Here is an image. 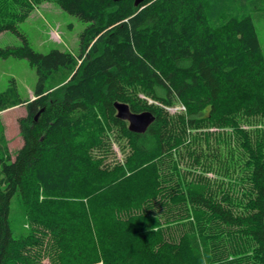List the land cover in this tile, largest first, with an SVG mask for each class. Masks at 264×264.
<instances>
[{"label":"trees","instance_id":"16d2710c","mask_svg":"<svg viewBox=\"0 0 264 264\" xmlns=\"http://www.w3.org/2000/svg\"><path fill=\"white\" fill-rule=\"evenodd\" d=\"M46 1L89 23L78 53H42L19 31ZM137 1L0 0V33L24 40L0 57L28 59L38 74L33 99L14 78L0 91V113L27 112L15 157L0 131V264L38 263L27 249L37 233L14 235L15 198L52 235V264H264V129L242 127L264 123L255 21L226 17L217 0ZM116 101L156 119L131 132ZM179 103L186 111L166 109ZM211 128L231 129L242 147L227 181L207 176L220 153L204 141L228 140ZM113 139L128 149L114 164Z\"/></svg>","mask_w":264,"mask_h":264},{"label":"rangeland","instance_id":"374dc122","mask_svg":"<svg viewBox=\"0 0 264 264\" xmlns=\"http://www.w3.org/2000/svg\"><path fill=\"white\" fill-rule=\"evenodd\" d=\"M217 1L221 2V11L226 17L242 16L244 14H250L253 17L264 50V0ZM88 24V22L80 19L78 16L64 11L57 2L46 1L38 5L25 21L20 22L18 29L26 36L31 46L42 53H48L54 48L78 53L81 44V33ZM23 43L24 40L18 33L10 30L0 33V48L20 46ZM13 78L17 82L21 96L24 99H33L34 90L38 81L36 68L25 58L15 56L0 57V91L5 90ZM141 96L146 97L144 94H141ZM151 100L149 99V102ZM152 102L154 101L152 100ZM182 105L184 104L179 103L174 107L166 109L171 114L186 111V109L182 110V108H178L182 107ZM24 110V108H11L2 116L3 119L0 116V131L3 128L8 132V144L10 142L9 148L13 157H15L17 151L23 145V137L19 132L18 120L20 117L19 114ZM251 121V123H243L242 127L253 131V135L255 136L257 129H264V123L255 118L253 120L251 119ZM210 130L225 133L228 140L217 141V138L213 137L211 139V147L204 141V148L207 154L213 149L217 153H220L217 157L210 158V170L207 172V176L212 179H225L227 181L225 167L228 161L230 163L231 160H239V155L243 154L242 147L237 137L233 135L231 129L211 128ZM126 142V139L120 141L113 139L112 152L108 153L109 162L114 164L117 161H124L128 149L126 151L122 150V146L126 145ZM204 164L207 167L208 161H205ZM195 169L202 171L203 168L197 167ZM198 171H196V174L201 173ZM23 211L24 207L20 198H15L12 214V227L15 237L21 239L31 234L34 236V232H36L37 234H35L36 237L34 236V238L40 239V242L27 249H29L32 255L36 256V259H38L37 264H52L50 257L47 255L50 244H52V235H50V232L47 231L45 226H37V224L32 223ZM38 227L40 228L38 229Z\"/></svg>","mask_w":264,"mask_h":264},{"label":"water","instance_id":"95a60500","mask_svg":"<svg viewBox=\"0 0 264 264\" xmlns=\"http://www.w3.org/2000/svg\"><path fill=\"white\" fill-rule=\"evenodd\" d=\"M116 2L121 0H114ZM141 0H138L140 2ZM115 107L117 110V117L128 121V128L134 133H145L150 125L155 121L156 116L151 111L134 112L126 102L116 101Z\"/></svg>","mask_w":264,"mask_h":264},{"label":"crops","instance_id":"0c3cea01","mask_svg":"<svg viewBox=\"0 0 264 264\" xmlns=\"http://www.w3.org/2000/svg\"><path fill=\"white\" fill-rule=\"evenodd\" d=\"M21 106H23V105L13 107V108H15V109H21V108H22V109H23V108L25 109L21 114H19L20 117L25 116L26 113H27V112H26V108H25V106H24V107H21ZM10 109H11V108H10ZM8 110H9V109H8ZM8 110H5V111H3V112L0 113L1 118H2V116H3L5 113H7L6 111H8ZM20 117H19V118H20ZM2 119H3V118H2ZM18 121H19V120H18ZM18 125H19V122H18ZM19 130H20V129H19ZM5 132H6V131H5ZM19 132H20V131H19ZM6 136H7V139L9 140L8 132H6ZM9 144H10V142H9Z\"/></svg>","mask_w":264,"mask_h":264},{"label":"built area","instance_id":"2783aa9c","mask_svg":"<svg viewBox=\"0 0 264 264\" xmlns=\"http://www.w3.org/2000/svg\"><path fill=\"white\" fill-rule=\"evenodd\" d=\"M150 102H152V100ZM178 108H182V110L186 109V107L184 105H182V107H178Z\"/></svg>","mask_w":264,"mask_h":264}]
</instances>
